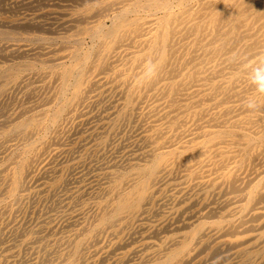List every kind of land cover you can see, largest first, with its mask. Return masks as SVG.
I'll return each instance as SVG.
<instances>
[{"label": "bare ground", "instance_id": "bare-ground-1", "mask_svg": "<svg viewBox=\"0 0 264 264\" xmlns=\"http://www.w3.org/2000/svg\"><path fill=\"white\" fill-rule=\"evenodd\" d=\"M76 1L0 20V264H264V0Z\"/></svg>", "mask_w": 264, "mask_h": 264}, {"label": "rangeland", "instance_id": "rangeland-1", "mask_svg": "<svg viewBox=\"0 0 264 264\" xmlns=\"http://www.w3.org/2000/svg\"><path fill=\"white\" fill-rule=\"evenodd\" d=\"M4 1H5V3H4ZM0 0V5H2V3H3V7L1 6L0 8V20H4V21H6V22H19V21H21L22 19L24 20V19H34V21H36V22H38V23H40L41 25L40 26H42V27H38V26H33V27H24V28H19V29H17L20 33H22V35H29V34H42V35H46V36H48V37H57V36H61V35H64V34H66L67 32H71L70 30L68 31V27H65V26H67L65 23H63L64 22V20L66 19V16H65V14L64 13H66V15L68 14V13H71V8H74L75 6H79L78 4V2L76 1V0H50V1H48V0H44V2L42 1V3L40 2L41 0H36V1H39L41 4H45V6H43V5H41V4H38V2H36L35 0L34 1H32V0H23V4H22V0ZM7 1V2H6ZM47 1H48V3H47ZM11 2V3H10ZM17 2H18V4H17ZM20 2V3H19ZM28 2H30V3H28ZM31 2H32V6H36V7H38V8H33V7H31ZM35 2V3H34ZM9 3V4H8ZM15 3V5H13ZM24 3H26V4H28L29 6H26V5H24ZM37 3V4H36ZM58 3V4H57ZM76 3V4H75ZM7 4V5H6ZM48 4V6L46 7V5ZM56 4V5H55ZM63 6H65V7H63ZM66 4H68V7H67V5ZM22 5V6H21ZM23 5H24V7H23ZM38 5H41L40 7L41 8H39V6ZM55 5V6H54ZM57 5H59V6H61V7H59V6H57ZM20 8V10H19V8ZM56 6L57 7H59V8H56ZM70 6H72V7H70ZM11 7V8H10ZM16 7V8H15ZM22 7V8H21ZM63 7V8H62ZM3 8V9H2ZM6 8V12H7V10L9 9V13H6L5 11H4V9ZM15 10H13V9ZM18 8V9H17ZM26 8V9H25ZM30 8V9H29ZM10 9H11V11H10ZM23 9H25V10H23ZM39 9V10H38ZM19 10V11H18ZM34 10V11H33ZM4 13H3V12ZM15 12V14L13 13V12ZM16 12H19V13H16ZM46 12V13H45ZM12 13V14H11ZM45 13V14H44ZM49 13H51V14H49ZM28 14V15H27ZM43 14V15H42ZM61 16H60V15ZM38 15V16H37ZM44 15H46L45 17H44ZM10 16V17H9ZM40 16V17H39ZM36 17V18H35ZM53 17V18H52ZM43 21V22H42ZM54 24H53V23ZM43 23V24H42ZM49 23H51V24H49ZM59 23H63L64 25H59ZM46 25H48V26H46ZM59 26V27H58ZM65 29V31H64V29L62 28V27ZM45 27H46V29H45ZM47 27H49V29L47 28ZM56 27V28H55ZM27 28H31L30 30H27ZM33 28V29H32ZM38 29L37 31H35L36 29ZM42 29V32H40L41 31V29ZM56 29V31H54ZM61 29H63V30H61ZM24 30V31H23ZM60 30V31H59ZM43 31H45L46 33H43ZM49 31V32H48ZM53 33H52V32ZM48 32V33H47ZM51 32V33H50ZM57 32V33H56ZM62 32L64 33V34H62ZM60 33V34H59ZM18 94V95H17ZM13 95V94H12ZM16 95V96H15ZM19 96V97H18ZM22 96H23V98H22ZM25 95H24V93H23V91H21V90H19V92L17 91V92H15L14 93V95H13V97L12 96H10V97H12V99L10 100L9 98V106H8V108L10 109V111H15V110H17L18 108H20L19 107V105L20 106H24V105H26V104H29V102L31 101V100H29L26 96L24 97ZM14 97H15V101H14ZM16 97H17V99H16ZM21 97V98H20ZM22 99V101L20 102V100ZM29 100V101H28ZM13 101V102H12ZM28 103H27V102ZM18 102H19V104H18ZM18 104V105H17ZM14 105V106H13ZM12 107V108H11ZM17 107V108H16ZM95 110H97V109H94V111L93 112H95ZM94 123L92 122V123H90V124H88V125H83V126H76V128L75 129H73L72 130V132L70 133V136L68 135V139H66V145H65V147L66 148H72V151H70L69 153H68V155H67V153H64V154H62L61 156H59L58 157V160H57V163H58V166L61 168V167H65L66 165H67V162H69L70 161V163H74V162H76L77 161V158L82 154V151H83V148H81L80 147V145H83V144H85V143H87V142H89V144H88V146L91 144V143H93V142H91V140L92 139H90L89 137H87V135H88V132H89V128L93 125ZM80 127H82V128H80ZM86 127V128H85ZM85 128V129H84ZM82 129V130H81ZM76 131V132H75ZM78 132V134H76ZM82 132V133H81ZM84 132V133H83ZM86 132V133H85ZM73 134V135H72ZM73 136V137H72ZM86 137V139L84 140L83 138H85ZM71 140V141H70ZM132 140H134V137H132V138H130L129 139V141H128V143H127V140L126 141H124L125 143H127V144H129L130 142L132 143ZM68 141V142H67ZM91 142V143H90ZM117 142H119V139L117 140V141H112L110 144H111V147H110V149H109V146L106 148V149H103V151L101 152V151H97L96 153H97V155H96V157H94V160L92 161V165H91V167L90 168H93V170H95V171H93V172H96V171H98L97 169L99 168V166L98 165H102L104 162H102L101 161V159H99V158H97L98 157V155H102V153H105V154H103V155H106V159H105V161H106V163H110L111 161H113L114 159L115 160H120V159H122L124 156H123V153L125 154V152L123 151V152H115V154H113L112 153V149H113V147H114V145L117 143ZM130 143V144H131ZM80 147V148H79ZM112 148V149H111ZM105 150H106V152H105ZM112 153V154H111ZM109 154H111V155H109ZM68 156V157H67ZM116 156V157H115ZM118 156V157H117ZM121 156H123V157H121ZM109 157V158H108ZM62 159V160H61ZM66 159V160H65ZM112 159V160H111ZM59 160H60V162H59ZM65 161V162H64ZM108 161H110V162H108ZM62 162H64V163H62ZM60 163V164H59ZM95 163V164H94ZM97 166V167H96ZM71 170V171H70ZM79 171H81V172H79ZM86 171V169H85V167L84 166H78V165H76V166H74V167H72L71 169H69V170H67L65 173H64V175H67V177L69 178V186H68V184H67V186L65 185L64 187H65V189H72L73 188V186L74 185H76V183H74V181H75V178L78 176V175H80L82 172H85ZM69 172V173H68ZM88 172V171H87ZM77 173V174H76ZM69 174V175H68ZM73 183V184H72ZM86 183H88V181H86ZM67 187V188H66ZM70 187V188H69ZM63 193V192H62ZM64 197V195H62V198ZM50 203V202H49ZM45 204V206L47 205L46 203H44ZM44 204L43 203H41V204H38V206H37V209H34V207H35V205H33V203H32V205H29L30 206V208L28 209V211H29V215L27 214L28 213V211L26 212V214H18V216L16 217V219L17 220H21L23 223H26V222H28V221H30L31 219H33V217H34V219L41 213H43V211H44V209H45V206H44ZM40 209H39V208ZM44 207V208H43ZM39 209V210H38ZM31 211V212H30ZM39 211V212H38ZM37 212V213H36ZM35 214V215H34ZM36 214H38L37 216H36ZM25 215V216H24ZM28 215V216H27ZM27 217V218H26ZM31 218V219H30Z\"/></svg>", "mask_w": 264, "mask_h": 264}]
</instances>
